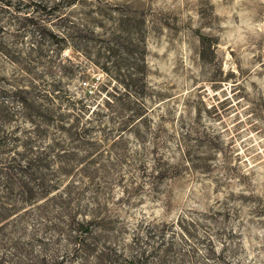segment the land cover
<instances>
[{
  "label": "rangeland",
  "instance_id": "1",
  "mask_svg": "<svg viewBox=\"0 0 264 264\" xmlns=\"http://www.w3.org/2000/svg\"><path fill=\"white\" fill-rule=\"evenodd\" d=\"M0 44V264H264V0H0Z\"/></svg>",
  "mask_w": 264,
  "mask_h": 264
},
{
  "label": "trees",
  "instance_id": "2",
  "mask_svg": "<svg viewBox=\"0 0 264 264\" xmlns=\"http://www.w3.org/2000/svg\"><path fill=\"white\" fill-rule=\"evenodd\" d=\"M8 3V2H7ZM60 39H62V41H65L64 37L58 36ZM0 53L4 54L9 60H11L12 62H14L15 64H17L18 66H20V68L23 69V71L29 75L31 82L34 83L36 82L39 78H38V74L35 73V70H33L30 65L29 62L26 61L25 59L27 58V56L23 57L21 56V54L19 52H16L12 49H9L7 47H4L0 44ZM40 77V76H39ZM127 77L130 78V76L128 75ZM124 81V80H123ZM125 84V83H124ZM126 86L128 85L125 84ZM50 87L51 84H50ZM49 88H47V92H44V94H48L49 92L53 91V87L48 90ZM14 96L17 95V97H19L20 103L23 107V109H25L27 111V116L30 119V121L32 123H35L37 119L41 120L42 122L46 121V117H48L50 115V113H52V109L48 106L45 105V103H38L35 100H32V96H31V92L27 89V88H23V87H18L14 90ZM32 97V98H31ZM3 101L0 102V115L4 114V111L6 110V106L4 104H2ZM8 111H6L7 113ZM36 117V118H35ZM1 143V142H0ZM2 144H0L1 146ZM29 164V161L27 162ZM13 167V166H11ZM9 168V166H8ZM13 172L11 171L10 174L8 175V178L6 180L7 184H6V197L7 199H10L11 202H9L8 200L4 199L2 196H0V221H2V219L11 216L14 214V212H16L18 210V205L21 204H17V203H24L23 205H30V203L38 201L39 198H37L38 196H36L35 192H32V187L29 186V182H23L22 180L17 181L14 179V177L12 176ZM43 192H47L49 190V186H46V182L42 181L40 183ZM18 187V189L20 190L17 197H11L9 196V190ZM83 227V225H82Z\"/></svg>",
  "mask_w": 264,
  "mask_h": 264
}]
</instances>
